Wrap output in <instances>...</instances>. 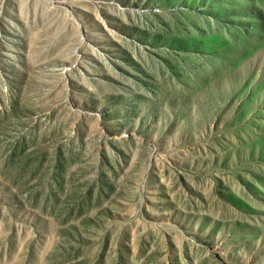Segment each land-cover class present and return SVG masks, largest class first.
<instances>
[{
    "label": "rangeland",
    "instance_id": "obj_1",
    "mask_svg": "<svg viewBox=\"0 0 264 264\" xmlns=\"http://www.w3.org/2000/svg\"><path fill=\"white\" fill-rule=\"evenodd\" d=\"M0 264H264V0H0Z\"/></svg>",
    "mask_w": 264,
    "mask_h": 264
}]
</instances>
